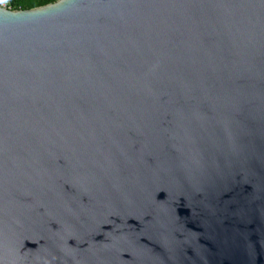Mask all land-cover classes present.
I'll return each mask as SVG.
<instances>
[{"label": "water", "instance_id": "water-1", "mask_svg": "<svg viewBox=\"0 0 264 264\" xmlns=\"http://www.w3.org/2000/svg\"><path fill=\"white\" fill-rule=\"evenodd\" d=\"M0 264H264V0L0 6Z\"/></svg>", "mask_w": 264, "mask_h": 264}, {"label": "trees", "instance_id": "trees-1", "mask_svg": "<svg viewBox=\"0 0 264 264\" xmlns=\"http://www.w3.org/2000/svg\"><path fill=\"white\" fill-rule=\"evenodd\" d=\"M56 0H11L8 9H29L41 5H45L47 3L54 2Z\"/></svg>", "mask_w": 264, "mask_h": 264}, {"label": "built area", "instance_id": "built-area-1", "mask_svg": "<svg viewBox=\"0 0 264 264\" xmlns=\"http://www.w3.org/2000/svg\"><path fill=\"white\" fill-rule=\"evenodd\" d=\"M11 0H0V6L2 7H8Z\"/></svg>", "mask_w": 264, "mask_h": 264}, {"label": "bare ground", "instance_id": "bare-ground-1", "mask_svg": "<svg viewBox=\"0 0 264 264\" xmlns=\"http://www.w3.org/2000/svg\"><path fill=\"white\" fill-rule=\"evenodd\" d=\"M6 8H9V6H8V7H6Z\"/></svg>", "mask_w": 264, "mask_h": 264}]
</instances>
